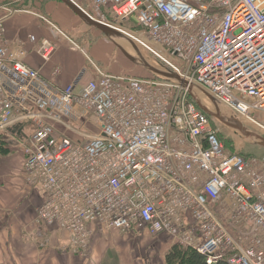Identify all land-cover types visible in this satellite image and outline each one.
Segmentation results:
<instances>
[{
    "label": "built area",
    "instance_id": "built-area-1",
    "mask_svg": "<svg viewBox=\"0 0 264 264\" xmlns=\"http://www.w3.org/2000/svg\"><path fill=\"white\" fill-rule=\"evenodd\" d=\"M68 1L187 84L105 72L90 61L93 78L59 87L27 64L25 48L8 43L1 17L0 133L31 130L17 141L26 182L41 192L36 222L67 232L78 252L101 228L181 232L180 242L200 241L195 248L209 262L264 264V157L228 149L192 89L243 121L264 112V0ZM110 15L136 23L148 41ZM53 50L46 43L43 59ZM222 201L244 228L220 221Z\"/></svg>",
    "mask_w": 264,
    "mask_h": 264
},
{
    "label": "crops",
    "instance_id": "crops-1",
    "mask_svg": "<svg viewBox=\"0 0 264 264\" xmlns=\"http://www.w3.org/2000/svg\"><path fill=\"white\" fill-rule=\"evenodd\" d=\"M1 17H5L3 25L8 43L25 48L28 52L27 64L38 69L44 79L52 80L59 87L77 81L80 86L93 78L95 71L90 63L93 60L102 65L100 67L105 72L113 73L105 69L108 67L105 64L108 62L106 58L111 52L115 57L114 48L118 46L114 42L123 47L87 21L88 24L85 23L62 0H0ZM118 39L129 44L125 38ZM72 42L82 48H77ZM99 42L101 44L96 46ZM46 43L54 45L49 60L43 59L41 54ZM130 44L133 46L131 42ZM56 69L58 73L54 75ZM90 127L94 128L92 125ZM7 158L10 155L0 159V166ZM22 171L23 174H18L17 179L18 186H21V192L17 186L20 202L14 203L12 217L9 213L0 223V264H70L62 260L64 256H75L70 251L69 234L57 227L36 222V206L34 207L33 201L35 197L41 200V192L37 187H29L26 182L24 163ZM2 212L4 215L10 209ZM17 213L20 220H17ZM97 235L95 239L100 237Z\"/></svg>",
    "mask_w": 264,
    "mask_h": 264
},
{
    "label": "rangeland",
    "instance_id": "rangeland-1",
    "mask_svg": "<svg viewBox=\"0 0 264 264\" xmlns=\"http://www.w3.org/2000/svg\"><path fill=\"white\" fill-rule=\"evenodd\" d=\"M83 20V19H82ZM109 22L118 24V21L115 20L111 15L108 16ZM87 23L85 20H83ZM115 21V22H114ZM123 24L120 25L121 29L125 30L128 33H131L137 37H140L146 41L148 38L142 32L141 27H139L136 23L132 21H121ZM88 24V23H87ZM118 27V26H116ZM102 37V36H98ZM114 40L123 45V47L140 62V58L144 59L151 65L155 66L157 63L156 58L153 54L149 53L145 48L140 47V55L136 52L134 47L130 44L127 45L126 41L123 40L125 44L121 41L122 39H118V37H113ZM94 40V39H93ZM92 40V41H93ZM97 43V42H94ZM99 42L96 46L100 45ZM159 50L168 53V50L161 45H157L153 43ZM82 48V46H80ZM114 54L111 52L109 56H107L108 62L105 64L108 66L105 68L106 70H111L114 74H124L128 76L135 77H144V78H155L153 72L149 71V68L141 67L139 64L133 62L130 58H128L118 47L114 48ZM99 67L102 66L99 63H96L94 60L92 61ZM157 66V65H156ZM104 67V66H103ZM101 68V67H100ZM102 69V68H101ZM103 70V69H102ZM104 71V70H103ZM194 94L196 95V99L200 106L206 107L215 111L214 104L210 101V99L202 93L200 90H194ZM207 105V106H206ZM227 112L229 110L226 109ZM231 112V111H230ZM229 114V119L235 123L236 125H243L249 132L256 133L257 135L264 136V112L262 111H252L250 116L252 120L244 119L241 120L237 116L232 113ZM218 127L220 128V133L222 136V140L228 147V149L235 151L238 150L242 152L244 155H254L259 157H264V146L258 144L257 140L245 136L244 134L239 133L236 129L228 126L223 121L218 119L215 120ZM88 124H93L94 116L89 115ZM19 127L22 126L20 125ZM17 127V125L13 126L12 129H9V133H4L5 139L10 146L11 152L6 153L3 157L10 155V158H7L3 161L2 166H0V212L7 211L10 209V212H5L6 214L0 215V223L4 221L3 218L8 217L10 213V217L14 214L11 212L15 204L20 202L18 191L21 192V186H18L17 179L19 178L18 174L22 171L23 165V156L22 150L24 148L23 144H19L18 141L21 139L19 137V131L21 130ZM30 132L31 130L22 129V131ZM18 140V141H17ZM21 184V183H20ZM18 186V191H17ZM37 197H35L33 204L34 207L39 203ZM225 209L217 214L220 221H223L226 224V227L230 230H235L245 227L244 223L241 222V219L231 218L233 215V208L225 201H222ZM220 202L219 204H222ZM39 206V205H38ZM35 207V208H36ZM6 208V209H5ZM221 208V207H220ZM220 208L216 210H220ZM35 214V210H34ZM33 214V216H35ZM222 214V216L220 215ZM17 220L19 219V213H17ZM28 216V215H27ZM35 218V217H34ZM11 219V218H9ZM29 217H27L26 221H28ZM235 221V224L231 223ZM186 221V219H185ZM231 223V224H230ZM230 225V226H229ZM96 235L92 238L91 243L89 244L86 251L80 250V252L73 249V244L70 239V251L73 255L72 257H63V261H68L70 264H168L167 262V254L170 249L175 244L181 245V248L184 249L186 247H196L199 245V240H192L190 242H180L178 239L182 237L181 232H176L175 234L171 233H161V234H149L147 231H130L124 233L118 230H107L101 228L99 230L98 235L100 237L96 238ZM97 235V236H98ZM9 237V236H8ZM16 243V242H15ZM16 246V245H15ZM16 250V247L15 249ZM34 250V249H33ZM36 250V249H35ZM66 258V259H65ZM4 263V262H3ZM30 264H33L30 262Z\"/></svg>",
    "mask_w": 264,
    "mask_h": 264
},
{
    "label": "water",
    "instance_id": "water-1",
    "mask_svg": "<svg viewBox=\"0 0 264 264\" xmlns=\"http://www.w3.org/2000/svg\"><path fill=\"white\" fill-rule=\"evenodd\" d=\"M64 1L76 14H78L80 17H82L85 21H87L91 26L99 29L104 35H106L107 37H109L110 39H112L114 36L118 37V38H125L128 41H130L133 46L134 49L136 50V52L138 53V55H140V50L139 47L137 46L136 43H134V41L129 38L128 36H126L122 31H120L119 29H116L114 27H111L110 25H107L106 23L93 19L91 18L89 15H87L84 11H82L81 9H79L77 6L73 5L72 3H70L68 0H62ZM113 40V39H112ZM121 50L122 52L128 57L130 58L133 62H135L136 64H139L141 67H146L149 68V70L157 75L160 76H164L170 79H174L177 80L181 83L187 84V82L185 80H183L180 77H176L174 75H171L169 73L164 72L163 70L151 65L150 63H148L147 61L145 62L144 59H142V57L140 58V62L135 59L132 55H130L123 47H121L119 44H117L116 42H114ZM192 89L193 90H199V88L195 85H192ZM210 100L211 102L214 104V107L216 109V112L212 111L211 109L208 108H204L201 107L211 116L216 117L217 119H219L220 121H223L225 124H227L228 126L236 129L237 131H239V133L244 134L245 136H248L250 138H253L255 140H257L258 144L263 145L264 146V136L261 135H257L256 133H252L249 132L243 125H236L235 123H233L229 118H228V112L224 109V108H220L217 106L215 100L213 99L212 96H210L209 94H207L205 91H202Z\"/></svg>",
    "mask_w": 264,
    "mask_h": 264
},
{
    "label": "trees",
    "instance_id": "trees-1",
    "mask_svg": "<svg viewBox=\"0 0 264 264\" xmlns=\"http://www.w3.org/2000/svg\"><path fill=\"white\" fill-rule=\"evenodd\" d=\"M4 137L5 135L0 133V159L6 153L11 152L10 146ZM167 262L168 264H230L226 257L216 262H209L207 257L202 255L196 248L186 247L182 249L179 244L173 245L170 249L167 254Z\"/></svg>",
    "mask_w": 264,
    "mask_h": 264
},
{
    "label": "bare ground",
    "instance_id": "bare-ground-1",
    "mask_svg": "<svg viewBox=\"0 0 264 264\" xmlns=\"http://www.w3.org/2000/svg\"><path fill=\"white\" fill-rule=\"evenodd\" d=\"M146 62V61H145Z\"/></svg>",
    "mask_w": 264,
    "mask_h": 264
}]
</instances>
